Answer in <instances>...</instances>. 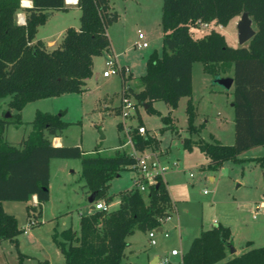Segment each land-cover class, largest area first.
I'll list each match as a JSON object with an SVG mask.
<instances>
[{"label": "trees", "instance_id": "1", "mask_svg": "<svg viewBox=\"0 0 264 264\" xmlns=\"http://www.w3.org/2000/svg\"><path fill=\"white\" fill-rule=\"evenodd\" d=\"M0 0V99L10 96L7 111L13 118L0 116V241L7 239L18 246L21 229L13 214L7 213L3 201L28 202L27 216L36 217L40 205L48 198V162L51 158H77L80 176L86 192H94L92 203L101 199L105 204L108 182L122 170L131 168L134 158L115 150L103 156L95 149L83 152L77 145L53 146L51 138L67 125L60 114L36 112L31 129L17 145L4 138L11 123H21V110L42 97L64 92H81L83 80L91 75L93 56L109 47L106 28L116 21L110 0H76L78 27H66L60 41L47 48L35 39L37 28L53 11H64V0ZM24 13V23L17 22L18 11ZM245 13L254 25V33L244 46L231 47L224 36L213 29L193 37L190 28L199 23L225 26ZM161 52L151 53L145 62V72L139 77L140 89L125 87L131 76L120 71V99L129 92L154 113L153 101H162L168 108L176 107L180 97L191 93V65L200 62L202 71L212 78L231 72V107L233 112V142L229 145L182 139V147L195 145L206 157L205 167L217 170L225 160L237 161V155L264 145V0H161ZM119 106L115 112L119 113ZM187 130L197 133L193 125L194 107L185 103ZM161 121L173 131L169 115ZM165 126V127H166ZM116 127L121 128L117 123ZM162 128L159 129V131ZM133 149L155 147L153 136L128 130ZM253 160L264 167V157ZM156 185V186H155ZM118 206L113 210H91L78 218V230L69 227L52 233L51 240L62 254L64 264H120L127 246L125 237L134 229L145 232L167 216L170 197L162 179L150 186L146 199L136 189L117 193ZM228 227L216 224L201 230L180 255V264H264V246L249 248L224 260ZM248 246V244H246ZM126 264V263H124Z\"/></svg>", "mask_w": 264, "mask_h": 264}, {"label": "rangeland", "instance_id": "2", "mask_svg": "<svg viewBox=\"0 0 264 264\" xmlns=\"http://www.w3.org/2000/svg\"><path fill=\"white\" fill-rule=\"evenodd\" d=\"M110 6L118 16L107 26L106 34L117 54V63L127 68L124 75L131 74L125 87L136 91L140 88L139 77L145 72L147 57L161 52V0H110ZM78 14V9L71 5L64 11H53L37 28L35 39L44 43L54 40L57 44L66 27H78ZM239 20L240 15L231 18L225 26L198 24L190 31L193 37H200L213 29L224 36L228 46H244L247 42L238 44L237 40ZM250 27L254 30L251 21ZM137 30L142 33L147 47H136L142 41L137 38ZM109 56L107 50L93 56L91 75L84 80L81 92H64L28 102L21 110V123L7 126L5 140L17 145L29 133L30 122L38 111L60 114L61 120L67 123L60 134L61 142L64 146L79 145L85 153H93L95 149L98 154L108 156L118 148L127 154L131 148L127 131L138 125L145 129L143 135L156 139L155 147L143 150L156 155L158 162L167 166L162 180L174 202V208L170 205L167 210L169 220L162 224L167 237L156 233L155 244L149 247L147 231L134 229L125 237L130 246L124 249L125 256L120 264H149L153 255L163 258L171 248L177 249L179 255L168 256L166 264H180V253L190 239L215 224L228 227L231 247L238 253L246 249V244L251 248L264 246V167L253 160L264 157V145L239 153L237 161H223L215 171L205 167L207 159L195 145L190 150L182 147L183 138L216 140L226 145L233 142L231 86L224 89L215 78L202 71L200 62H193L190 96L180 97L175 108H168L162 101H153L151 106L155 112L148 113L126 92L124 98L133 107L123 109L119 73L102 76L106 69L104 62ZM230 74L219 77H230ZM187 98L194 107L193 125L199 127L197 133L187 130L184 111ZM9 100L10 96L0 99V116L12 119L13 111H7ZM118 106L120 112L116 113ZM165 115L170 116L174 131L161 121L160 117ZM117 123L121 124L120 129ZM172 162L176 165L172 166ZM134 174L133 168L122 169L109 181L105 190V195L111 196L106 203L107 210L117 207V193L132 186ZM208 175L212 176L211 181ZM47 190L48 198L40 205L36 217L27 216L29 202H2L3 209L15 216L21 232L17 235V247L7 239L0 241V264H64L51 234L67 227L77 232L79 215L88 211L79 159L51 158ZM142 196L145 200L146 193ZM30 220H34L35 225L24 233L23 227Z\"/></svg>", "mask_w": 264, "mask_h": 264}, {"label": "built area", "instance_id": "3", "mask_svg": "<svg viewBox=\"0 0 264 264\" xmlns=\"http://www.w3.org/2000/svg\"><path fill=\"white\" fill-rule=\"evenodd\" d=\"M24 21L25 20L23 16L17 17L18 23L23 24ZM199 24L206 25L205 23H199ZM137 38L139 40H142L136 44L137 48L147 47L146 41L143 40L144 38L142 33L139 32L138 30H137ZM104 65L106 69L102 71L103 77L109 76V74H111L112 72L120 73V71H122L124 73L125 71H127V68L125 66H121L117 63L115 56L112 54H110L109 58L105 60ZM120 101H123L124 103L122 105L123 109L133 107V104L129 103L128 100L125 99L124 97H122ZM135 129H136V133H138L139 135H143L145 133V129L141 125L136 126ZM128 142H130V139H128ZM129 155L132 156L135 161L131 167L134 169L135 174L132 177V186L130 188L136 189L140 193H147L150 186L156 184L158 179H162V175L166 170L167 166L160 164L156 158V155L145 153L144 150L138 151L131 148ZM171 165L175 166L176 163L172 162ZM190 175L191 174H189V176ZM92 210L108 211L106 208V204L101 199L96 200L95 202L92 203ZM168 219L169 216H166L164 220L159 219L158 225L147 230L146 236L148 239V244L150 246H153L155 244L154 237L156 233H160L165 238L167 237V233L162 228V224L164 221L166 222ZM33 225H35L34 220H30L29 222H27V225L23 227V232L26 233L28 229ZM168 255L169 256L179 255V251L175 248H172L170 249ZM168 262H169L168 256L166 255L163 258L157 257L154 264H166Z\"/></svg>", "mask_w": 264, "mask_h": 264}, {"label": "crops", "instance_id": "4", "mask_svg": "<svg viewBox=\"0 0 264 264\" xmlns=\"http://www.w3.org/2000/svg\"><path fill=\"white\" fill-rule=\"evenodd\" d=\"M26 1H29L30 2V5H23L22 4V1H21V6L22 7H29V6H31V1L30 0H26ZM75 2H76V0H70V1H68V0H64V7H65V9L69 6V5H71V6H74V7H76V5H75ZM111 7V6H110ZM77 8V7H76ZM52 13H50L48 16H50ZM17 16H23L24 17V13L23 12H21V13H17ZM47 16V17H48ZM217 26H219V25H217ZM41 40V39H40ZM42 41V40H41ZM43 42V41H42ZM43 44L47 47V48H51V47H53L56 43H55V41L54 40H47L45 43L43 42ZM107 51H109L110 52V54H112V55H114L115 56V59L117 58V54L116 53H114V51H113V48H112V45L109 43V47L106 49ZM119 64V63H118ZM119 65H121V66H123L122 64H119ZM129 75L131 76V74L129 73ZM106 77H108V76H106ZM131 78V77H130ZM86 79V78H85ZM84 79V80H85ZM84 80H83V83H84ZM140 89V88H139ZM138 89V90H139ZM137 91V90H136ZM230 105H231V103H230ZM60 134H61V132L57 135V136H54V137H52L51 138V145H53V146H64V144L61 142V139H60ZM23 138V137H22ZM21 140V139H20ZM128 142V141H127ZM127 142H126V144H127ZM129 143V142H128ZM70 146V145H69ZM78 147H79V145H77ZM80 148V147H79ZM132 148V147H131ZM131 148H130V151H131ZM82 150V149H81ZM117 151H119L118 150V148L116 149ZM83 151V150H82ZM130 151L127 153L128 155H129V153H130ZM83 152H85V151H83ZM120 152V151H119ZM207 162V161H206ZM48 164H49V162H48ZM206 164V163H205ZM207 179L209 180V181H211L212 180V176H210V175H208L207 176ZM163 181V180H162ZM164 182V185H165V188H166V183H165V181H163ZM108 184H109V182H108ZM85 189V188H84ZM128 189V188H127ZM167 190V189H166ZM168 192V191H167ZM85 193H86V198H87V196L90 194L89 192H86V189H85ZM169 195V194H168ZM170 197V196H169ZM170 201H171V208L173 209L174 208V202L170 199ZM30 204H34V203H36L37 202V198H36V196L35 195H33V196H31V198H30V200L28 201ZM88 203V202H87ZM88 211H87V213L89 212V211H91L92 209H90V206H92V202L91 203H88ZM117 206H118V203H117ZM117 208V207H116ZM115 209V208H114ZM113 210V209H112ZM11 214V213H10ZM80 216V215H79ZM169 218H170V216H169ZM169 220V219H168ZM167 220V221H168ZM216 225V224H215ZM207 229V228H206ZM201 231V230H200ZM199 231V232H200ZM198 232V233H199ZM198 235V234H197ZM196 236V235H195ZM195 236H193V237H195ZM192 237V238H193ZM192 238L190 239V241L192 240ZM125 241H126V243H127V246L125 247V249H127V248H129V246H130V242L129 241H127L126 239H125ZM190 241H189V243H190ZM230 241V240H229ZM189 243H188V245H189ZM149 245V244H148ZM188 245H187V247H188ZM249 246V245H248ZM248 246H245V248L246 249H249V248H251V247H248ZM149 247H151L150 245H149ZM186 247V248H187ZM186 248L183 250V251H185L186 250ZM172 249V248H171ZM245 249V250H246ZM245 250H242V251H240L239 253H241V252H243V251H245ZM183 251H181V253L183 252ZM181 253H180V255H181ZM238 252H236L235 250L233 251V252H228V250H227V247H226V250H225V258H224V260H226V259H228V258H230L231 256H233V255H237V254H239ZM124 256H125V252H124ZM169 256V255H168ZM175 256H178V255H175ZM157 257H159V256H155V255H153V257L151 258V260H150V262L151 261H153L154 259H156ZM170 257H174V256H170ZM150 262H149V264H150Z\"/></svg>", "mask_w": 264, "mask_h": 264}, {"label": "water", "instance_id": "5", "mask_svg": "<svg viewBox=\"0 0 264 264\" xmlns=\"http://www.w3.org/2000/svg\"><path fill=\"white\" fill-rule=\"evenodd\" d=\"M254 33V30L250 27V20L247 17V15L245 13L240 14V20L237 23V40H238V44H242L244 42H247L250 37L252 36V34ZM215 82L218 83L219 85H221L224 89H228L231 84H232V79L231 77H216L215 78ZM143 108L145 109V106H143ZM8 116V114L6 115ZM156 186V185H155ZM93 196H94V192L90 193L87 198L86 201L88 203H91L93 200ZM90 209H92V206H90ZM227 250L228 252H233L234 249L231 247V242L228 241L227 242ZM154 259L153 261L150 262V264H154L155 263Z\"/></svg>", "mask_w": 264, "mask_h": 264}, {"label": "bare ground", "instance_id": "6", "mask_svg": "<svg viewBox=\"0 0 264 264\" xmlns=\"http://www.w3.org/2000/svg\"><path fill=\"white\" fill-rule=\"evenodd\" d=\"M68 1H70V0H68Z\"/></svg>", "mask_w": 264, "mask_h": 264}]
</instances>
